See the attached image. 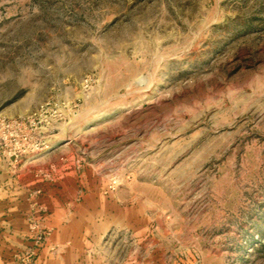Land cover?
Segmentation results:
<instances>
[{"label":"rangeland","instance_id":"obj_1","mask_svg":"<svg viewBox=\"0 0 264 264\" xmlns=\"http://www.w3.org/2000/svg\"><path fill=\"white\" fill-rule=\"evenodd\" d=\"M2 170L16 264H264V0H0Z\"/></svg>","mask_w":264,"mask_h":264},{"label":"crops","instance_id":"obj_2","mask_svg":"<svg viewBox=\"0 0 264 264\" xmlns=\"http://www.w3.org/2000/svg\"><path fill=\"white\" fill-rule=\"evenodd\" d=\"M30 178V170L0 172V264H16V251L31 238L27 219L34 187Z\"/></svg>","mask_w":264,"mask_h":264}]
</instances>
